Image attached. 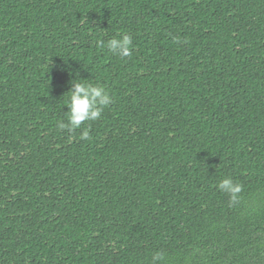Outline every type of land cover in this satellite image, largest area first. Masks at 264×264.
Returning <instances> with one entry per match:
<instances>
[{
    "label": "trees",
    "instance_id": "16d2710c",
    "mask_svg": "<svg viewBox=\"0 0 264 264\" xmlns=\"http://www.w3.org/2000/svg\"><path fill=\"white\" fill-rule=\"evenodd\" d=\"M80 81L112 103L59 129ZM157 253L264 264V0H0V264Z\"/></svg>",
    "mask_w": 264,
    "mask_h": 264
},
{
    "label": "clouds",
    "instance_id": "9594fccd",
    "mask_svg": "<svg viewBox=\"0 0 264 264\" xmlns=\"http://www.w3.org/2000/svg\"><path fill=\"white\" fill-rule=\"evenodd\" d=\"M132 38L128 35H123L122 38H113L109 41L107 47L115 55L121 58L131 55L130 45ZM103 46V42H101ZM86 81V80H82ZM74 91L68 93L67 107L70 112L67 114V123L57 122L59 129H67L69 132L81 127L83 122L94 121L100 118L104 108L112 103V98L105 91V88L99 85L93 86L87 82H78L73 84ZM100 105L98 108L97 105ZM83 140L89 139V134L84 131L80 137ZM218 188L221 191L229 194L230 202L235 204L239 194L242 191V186L233 183L230 178L223 179ZM162 259L161 254L157 253L152 257V264H158Z\"/></svg>",
    "mask_w": 264,
    "mask_h": 264
}]
</instances>
